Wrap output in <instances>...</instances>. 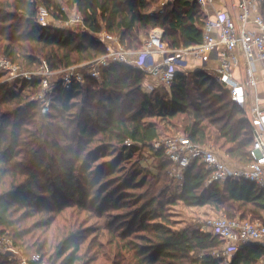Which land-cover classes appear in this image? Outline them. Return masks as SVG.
<instances>
[{"label":"trees","instance_id":"1","mask_svg":"<svg viewBox=\"0 0 264 264\" xmlns=\"http://www.w3.org/2000/svg\"><path fill=\"white\" fill-rule=\"evenodd\" d=\"M40 7L58 21L72 12L80 19L42 26ZM260 7L264 16V0ZM205 25L198 0H0V56L24 70L46 63L59 71L106 53L102 31L137 51L161 28L167 47L176 49L202 43ZM145 84L140 69L113 64L69 89L55 87L48 112L36 98L40 79L25 80L19 91L0 84V235L50 264H224L218 236L201 224L175 227L169 203L160 204L164 188H156L162 174L122 161L159 140L158 127L146 121L156 117L174 135L246 166L255 140L250 115L206 69L178 73L170 92L159 86L147 92ZM112 151L119 153L108 159ZM154 155L165 175L176 167L163 149ZM208 177L205 163L192 160L178 199L264 223V189L245 180L207 185ZM111 205L124 208L114 221ZM10 258L0 253V264H13ZM263 260L258 241L244 243L230 263Z\"/></svg>","mask_w":264,"mask_h":264},{"label":"built area","instance_id":"2","mask_svg":"<svg viewBox=\"0 0 264 264\" xmlns=\"http://www.w3.org/2000/svg\"><path fill=\"white\" fill-rule=\"evenodd\" d=\"M170 1V0H166ZM237 9V17L226 8H214L213 0H198L203 14L209 15L213 6L214 18L206 19L205 32L202 43L189 48L169 49L163 41V30H152L143 47L137 51L129 50L120 39L111 33L102 31L99 40L105 45L106 53L81 65L71 66L59 78H50L54 72L46 63L37 70H24L18 64L0 56V67L7 70L10 80L24 83L33 78L40 79L42 91L37 95L42 103L44 112L49 111L51 94L55 87L69 89L77 83H83L87 76L99 77L101 68L113 64L131 65L145 73V91L152 92L158 86H164L169 92L175 83L178 73H189L188 53L204 57L219 47L221 50V66L217 70L218 77L230 90L232 99L242 108L247 103V85L255 86V59L264 60V16L261 11L263 0H233ZM79 16H71L68 21L56 20L46 7H40L38 21L42 26H67L79 21ZM253 25V27H250ZM241 50L247 61V81L238 82L232 76V68L240 64V57L236 54ZM191 51V52H190ZM160 55L158 60L156 55ZM87 72H80L81 68ZM78 71V72H76ZM20 88V87H19ZM257 101V100H256ZM251 121L254 128L255 140L250 150L252 160L246 166L231 164L229 156H221L215 147L198 145L183 135L167 137L157 143L169 159L176 164L171 175L182 185L184 171L194 159L205 163L209 171L207 185L217 181L245 180L264 189V104L256 102L252 107ZM205 227V228H204ZM202 228L204 232H211L223 242V252L230 256L224 264H231V258L239 248L247 242L264 241V223L249 219L229 218L226 215L210 218ZM8 235H0V253L12 256L20 249ZM43 264L41 255L23 257L19 264ZM264 264V262H263Z\"/></svg>","mask_w":264,"mask_h":264},{"label":"rangeland","instance_id":"3","mask_svg":"<svg viewBox=\"0 0 264 264\" xmlns=\"http://www.w3.org/2000/svg\"><path fill=\"white\" fill-rule=\"evenodd\" d=\"M75 15H76V13H74V12L71 13V16H75ZM38 69H40V67ZM67 69L63 68V69L59 70V72H54V74L50 78H59V76L64 75V73ZM79 71L86 73L87 68L83 67V69H81ZM76 72H78V71H76ZM1 83H10L9 86L11 87V89L13 91H19V89L23 86L22 82H16L14 80H10L9 75L7 73V70L0 67V84ZM162 87H164V86H159V89L163 90ZM164 89L166 90L165 87H164ZM146 121L153 123L158 127V129L160 131L159 140L156 141L155 143H153L150 148L144 147V146L141 147L140 150L137 152V154L134 156V158H131V162H128V161H130V159H125L124 161H122V163L124 165H128V168H129V167H131L132 163H134L135 161H138L141 163V165L145 168L146 171L148 169H152L154 171V173L162 174V179L159 183L156 184V188L158 190L162 188V191L164 188V191L160 194V204L169 203L166 206V209L171 214L175 227L180 228V227H184L187 224L192 223V224H201L202 228H203L207 224V222L209 221L210 218L225 215L222 212L218 213L214 208H212L209 205H206V206H186L185 204H183L182 201H180L178 199V197L181 193L182 185L179 181H176V179H174L173 176L171 175V171H173L175 167L172 166V168H171L172 170L170 169V171L167 173V175H165V173L163 171H161L160 169L157 168V166L161 162V159H159L156 155H154L156 153V150L159 149L157 147V143L161 142L163 139H165L167 137L174 136L176 129L174 127H172L171 124H169V122H164V121H162L156 117H147ZM216 150L219 152V154L221 156L225 155L224 152L219 150L218 148H216ZM117 153H119V152H116V151L110 152V154L107 156L108 159L113 158L114 156L117 155ZM103 159L104 158H102L101 160H103ZM228 160H230V162H232L231 164H235L230 158ZM123 209L124 208H122V207L115 208L114 205H111L109 210H108L109 213H111L113 215V217L111 218V221L118 219V217H119L118 214L123 212ZM122 217H124V216H122ZM90 223H92V222H90ZM88 225L91 226L92 224H88ZM9 238H11V237L9 236ZM108 247L109 246H108L107 242L105 243V240H104V253H106ZM17 249H20V248H17ZM89 249L90 248L85 249V250H89ZM221 253L223 256L230 259L229 255H227V254L225 255L223 251ZM34 254L27 255L21 249L20 251H18L17 254L10 256L11 257L10 259H12L11 262L13 264H19V262L21 261V259H23V257L30 258ZM263 262H264V260L262 261L261 264H263ZM43 264H50V262L45 260V261H43Z\"/></svg>","mask_w":264,"mask_h":264},{"label":"crops","instance_id":"4","mask_svg":"<svg viewBox=\"0 0 264 264\" xmlns=\"http://www.w3.org/2000/svg\"><path fill=\"white\" fill-rule=\"evenodd\" d=\"M213 1H214V8H219V9L226 8L234 15V17H237V9L233 4L234 3L233 0H213ZM213 11H214L213 6H210L209 15L204 14L206 19L214 18ZM250 27H253V25H250ZM193 47L195 46L188 48L193 49ZM222 48L223 47H219L204 57L196 56L194 55V53H188L189 70L196 71V70L206 69L212 73H215L217 78L219 79L217 70L221 66ZM236 54L240 57V64L239 66L232 68V76L236 81L241 83H246L247 67H248L247 61L244 58L243 54L241 53V50L238 49ZM156 57L158 60L161 58L159 54H157ZM254 65L256 67L257 84L255 86L247 85L246 87L247 103L246 106L244 107V109H246L247 113L250 115V118H251L252 107L256 104V102L259 101V103L264 104V60L255 59Z\"/></svg>","mask_w":264,"mask_h":264}]
</instances>
